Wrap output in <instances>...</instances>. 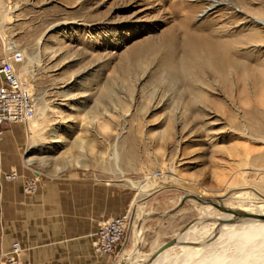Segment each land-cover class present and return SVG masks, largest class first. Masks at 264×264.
<instances>
[{"label": "rangeland", "instance_id": "obj_1", "mask_svg": "<svg viewBox=\"0 0 264 264\" xmlns=\"http://www.w3.org/2000/svg\"><path fill=\"white\" fill-rule=\"evenodd\" d=\"M263 9L264 0H0V55L3 37L22 52L35 102V128L21 124L25 160L43 173H94L114 190V216H130L114 264H148L203 205H213L201 220L212 228L214 213H231L215 204L231 206L234 194L264 204ZM210 33L231 48L224 70L197 46ZM145 178L157 188L138 195L129 182ZM222 240L220 264L247 245ZM176 252L165 264H178Z\"/></svg>", "mask_w": 264, "mask_h": 264}, {"label": "crops", "instance_id": "obj_2", "mask_svg": "<svg viewBox=\"0 0 264 264\" xmlns=\"http://www.w3.org/2000/svg\"><path fill=\"white\" fill-rule=\"evenodd\" d=\"M22 125H5L0 139V264L15 242L28 264H114L118 251H93L99 226L115 217L114 190L94 173H43L26 162ZM12 173L15 180L5 179Z\"/></svg>", "mask_w": 264, "mask_h": 264}, {"label": "bare ground", "instance_id": "obj_3", "mask_svg": "<svg viewBox=\"0 0 264 264\" xmlns=\"http://www.w3.org/2000/svg\"><path fill=\"white\" fill-rule=\"evenodd\" d=\"M256 13L263 17H257L255 19L258 21L256 22L257 25H260L262 29H264V9L259 10ZM214 38L215 34L210 33L207 35V37H202L197 46L203 48L208 53V57L212 58L213 61H216V65L219 70H224L227 64V56L231 53V48L228 43L217 41ZM2 40L3 45L6 49L14 50L16 48L15 44L7 43L4 37L2 38ZM234 65L235 64H232L231 66ZM240 66L242 67V64L240 63L235 65V67ZM244 80V77H242V82ZM257 82L258 81L253 79V83L257 84ZM25 91L29 94L30 89L26 87ZM29 125V130L31 132L36 126L33 118L31 119ZM258 159L262 162L261 157H258ZM129 184L137 190V192L139 193H137L138 195L141 194L142 196L145 194H149L148 192L152 187L154 189L157 188L156 186H151L152 184L149 183V178H145L144 180L139 182H129ZM259 188H261V186H259ZM247 195L248 194L245 192L238 195L234 194L233 199L236 201H231L232 203L229 204L231 206H227V204L225 205V203L223 204L222 202L215 204L217 207H220L221 209H224L228 212L230 211L231 213L220 211L214 213L212 215V219H210L213 220V223L211 224L212 228H206V225L202 224L201 220L210 217L208 211L212 208L211 206L213 205H203L202 218L198 219L196 222H193L187 229H185L183 233L178 234L175 239V244L162 251L157 256L151 258L148 264L167 263V254H169L168 252L174 248L177 249L174 259L175 262H178V264H220L225 260L223 249H219L220 242L223 241V238H236L242 242H247V245L244 246V248H242L241 250H237L238 252L241 251V254L239 256L236 255V257L233 259H229V262H227V264H248V260H254V258L255 261H257V258L261 256V252H264V221L250 217L241 218L239 217V215L248 214L264 216V204H255L257 201H249V203L246 200ZM199 198H201V196H198L196 199L200 200ZM140 235L142 234L140 229H138L134 237L138 239V241H141ZM126 256L128 257V255ZM262 256H264V254ZM125 260L127 261L128 258Z\"/></svg>", "mask_w": 264, "mask_h": 264}, {"label": "built area", "instance_id": "obj_4", "mask_svg": "<svg viewBox=\"0 0 264 264\" xmlns=\"http://www.w3.org/2000/svg\"><path fill=\"white\" fill-rule=\"evenodd\" d=\"M23 61L20 50H9L3 47L0 55V139L5 125H29L35 115V102L25 91V86L19 76L18 66ZM5 179L15 180L16 174L6 175ZM27 191L34 190V183L26 186ZM130 225V216L121 214L110 218L99 226L93 251L99 255H115L123 245ZM23 249L19 243L11 245L5 254L4 264H28L22 260Z\"/></svg>", "mask_w": 264, "mask_h": 264}, {"label": "water", "instance_id": "obj_5", "mask_svg": "<svg viewBox=\"0 0 264 264\" xmlns=\"http://www.w3.org/2000/svg\"><path fill=\"white\" fill-rule=\"evenodd\" d=\"M195 198L192 196V199ZM185 201V199H182L181 202H180V205ZM179 209V206L176 207L174 209L173 212H175L176 210ZM239 217L241 218H254V219H258V220H262L264 221V216H260V215H248V214H240ZM188 227V226H187ZM187 227H185L180 233H182ZM175 244V239H172V240H169L167 242H165L164 244H162L152 255V258L157 256L158 254H160L162 251L166 250L167 248L173 246Z\"/></svg>", "mask_w": 264, "mask_h": 264}]
</instances>
